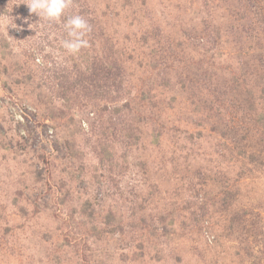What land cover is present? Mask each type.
Masks as SVG:
<instances>
[{"label":"rangeland","instance_id":"1","mask_svg":"<svg viewBox=\"0 0 264 264\" xmlns=\"http://www.w3.org/2000/svg\"><path fill=\"white\" fill-rule=\"evenodd\" d=\"M25 3L0 0V264H264V157L240 177L210 126L191 123L199 121L193 98L176 76L159 86L139 66L149 61L143 30L157 24L162 40L176 42L207 19L215 0H81L60 23L40 20ZM84 4L90 11L82 15ZM70 14L93 17L96 27L75 56L61 45ZM208 47H186L184 60L205 61ZM212 49L207 55L221 53L222 62L230 53ZM78 74H95L113 97L122 89V100L87 106ZM137 77L156 82L163 119L181 125L182 141L170 132L155 146L148 128L134 134L133 101L126 116L118 113ZM67 92L79 101L65 102ZM62 106L73 117L68 124L47 118ZM200 172L210 184L203 190ZM221 172L234 187L224 215L222 189L211 187ZM234 214L241 219L233 222Z\"/></svg>","mask_w":264,"mask_h":264},{"label":"trees","instance_id":"2","mask_svg":"<svg viewBox=\"0 0 264 264\" xmlns=\"http://www.w3.org/2000/svg\"><path fill=\"white\" fill-rule=\"evenodd\" d=\"M80 1L71 0L69 8L77 7ZM207 6L208 9H212V12L207 13V19L202 20L201 24L190 25L176 42L174 39V41L165 40L166 37L162 40L163 33L157 24H154L152 30H143L140 42L142 41L148 52L146 55L149 61H145L144 64L142 61L139 66L148 69L151 76L157 78L155 80L159 86L166 87L168 85L166 81L176 76L183 92L189 93L193 98L194 112L199 121H195V116H193L191 123L196 122L195 126L202 127V121L210 126V133L219 137L223 142L219 143L221 154H227L230 156L229 159L238 162L240 177H244L250 175L252 171L249 166L259 168L263 164L264 157V0H215V5L208 3ZM88 11L90 9L87 4H84L81 14L85 15ZM71 12L73 13L72 10ZM93 13L96 17L97 12L92 10L90 14ZM216 13H219L220 17H215ZM104 16H109L108 11ZM94 21L93 17L88 20L92 26L91 34L96 33ZM203 45L210 46L208 49H203L207 52L203 55L205 61L191 64L187 62L189 60H184L186 47L192 46V48L201 50ZM212 46H216L217 49L227 48L230 52L224 55L227 59L222 62L221 53L208 56L207 54L214 50ZM217 60L218 62L215 63ZM95 74L90 77L85 76V78L79 74L76 75L78 76L76 85L85 84L83 90L88 94V97L86 95L85 97L93 103L87 106L97 107L105 101L108 107L109 104L122 100V89L114 91L118 97H113L109 86L105 87L102 83L98 87L99 77ZM29 80L30 78H27L25 83ZM156 82L149 81L146 86L141 78L137 77L136 88L133 87V99L129 97L117 111L122 116H126L123 111L130 107L133 101V132L134 134L139 133V128H148L151 130L149 135L151 143L155 146L161 142L163 137H168L170 132L173 134L176 132L175 135L179 136L178 141H182L181 136L185 133L181 125L175 123L170 127L163 119L165 109L161 104L162 99L154 93ZM123 83L120 82L119 86ZM138 88L145 89L138 93L135 90ZM63 94L64 101L68 104L71 100L79 101L80 95L71 99L68 92ZM64 107L50 110V112L61 111L59 114H48L47 118L55 123L61 121L63 124H68L73 117L65 111ZM17 123L22 124L19 121ZM26 123H30L27 118ZM192 137L193 135L190 140ZM197 137L200 139L201 134L197 133ZM136 139L139 140L140 137L136 135ZM225 176L223 172L216 173L211 184V187L222 189L220 208H218L221 215H224L230 208L229 199L233 197L232 191H234V187H231L229 179ZM206 180L205 173L200 172L197 186L201 190L206 184L210 186ZM208 195L210 194L206 191L205 196ZM62 203L66 201L63 200ZM202 203L205 204L204 201ZM87 206H90L88 202L85 206L80 205V215H87ZM240 219L241 216L236 214L232 216L233 222ZM65 226L70 227L69 222ZM86 248L89 247L86 245ZM86 260L87 256L84 255V261L88 262Z\"/></svg>","mask_w":264,"mask_h":264},{"label":"clouds","instance_id":"3","mask_svg":"<svg viewBox=\"0 0 264 264\" xmlns=\"http://www.w3.org/2000/svg\"><path fill=\"white\" fill-rule=\"evenodd\" d=\"M25 4L29 12L37 15L40 20L60 23L70 7L71 0H26ZM63 24L66 38L61 41V45L67 54L75 56L89 47L87 37L92 31V26L85 17L72 15L63 21Z\"/></svg>","mask_w":264,"mask_h":264},{"label":"built area","instance_id":"4","mask_svg":"<svg viewBox=\"0 0 264 264\" xmlns=\"http://www.w3.org/2000/svg\"><path fill=\"white\" fill-rule=\"evenodd\" d=\"M17 119H19V120H17V121H22L23 122V117L20 115V116H17Z\"/></svg>","mask_w":264,"mask_h":264}]
</instances>
